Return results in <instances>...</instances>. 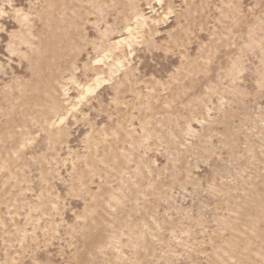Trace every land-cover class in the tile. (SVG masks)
<instances>
[{
    "label": "rangeland",
    "instance_id": "374dc122",
    "mask_svg": "<svg viewBox=\"0 0 264 264\" xmlns=\"http://www.w3.org/2000/svg\"><path fill=\"white\" fill-rule=\"evenodd\" d=\"M0 264H264V0H0Z\"/></svg>",
    "mask_w": 264,
    "mask_h": 264
}]
</instances>
